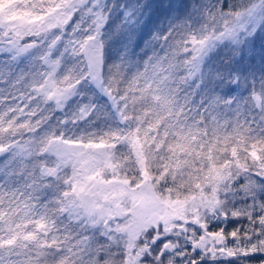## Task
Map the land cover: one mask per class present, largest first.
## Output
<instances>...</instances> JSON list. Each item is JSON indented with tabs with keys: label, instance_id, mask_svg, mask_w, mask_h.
Here are the masks:
<instances>
[{
	"label": "snow or ice",
	"instance_id": "1",
	"mask_svg": "<svg viewBox=\"0 0 264 264\" xmlns=\"http://www.w3.org/2000/svg\"><path fill=\"white\" fill-rule=\"evenodd\" d=\"M0 264H264V0H0Z\"/></svg>",
	"mask_w": 264,
	"mask_h": 264
},
{
	"label": "trees",
	"instance_id": "2",
	"mask_svg": "<svg viewBox=\"0 0 264 264\" xmlns=\"http://www.w3.org/2000/svg\"><path fill=\"white\" fill-rule=\"evenodd\" d=\"M81 127L83 128L84 125L82 124ZM237 224H240V225H246L247 224V221L246 220H240V221H232L230 220L229 223L227 224V226L225 227V231H231L232 228L236 227ZM210 230H216L215 226H211L210 227Z\"/></svg>",
	"mask_w": 264,
	"mask_h": 264
}]
</instances>
